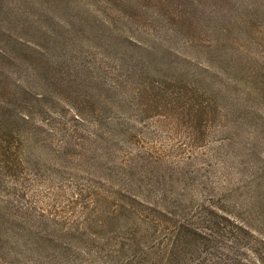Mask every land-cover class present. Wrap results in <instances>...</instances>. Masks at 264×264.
<instances>
[{"label": "rangeland", "instance_id": "1", "mask_svg": "<svg viewBox=\"0 0 264 264\" xmlns=\"http://www.w3.org/2000/svg\"><path fill=\"white\" fill-rule=\"evenodd\" d=\"M0 264H264V0H0Z\"/></svg>", "mask_w": 264, "mask_h": 264}]
</instances>
